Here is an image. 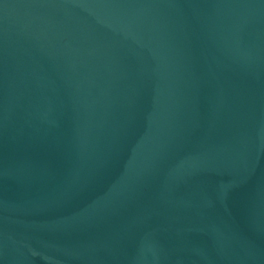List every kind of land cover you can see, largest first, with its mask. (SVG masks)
<instances>
[{
    "label": "water",
    "instance_id": "obj_1",
    "mask_svg": "<svg viewBox=\"0 0 264 264\" xmlns=\"http://www.w3.org/2000/svg\"><path fill=\"white\" fill-rule=\"evenodd\" d=\"M0 264H264V0H0Z\"/></svg>",
    "mask_w": 264,
    "mask_h": 264
}]
</instances>
